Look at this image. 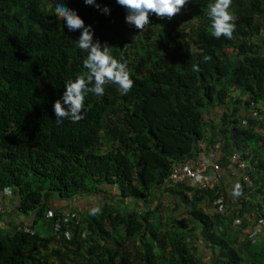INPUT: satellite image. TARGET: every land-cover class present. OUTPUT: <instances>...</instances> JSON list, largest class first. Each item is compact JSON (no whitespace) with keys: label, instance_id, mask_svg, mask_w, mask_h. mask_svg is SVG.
I'll use <instances>...</instances> for the list:
<instances>
[{"label":"trees","instance_id":"1","mask_svg":"<svg viewBox=\"0 0 264 264\" xmlns=\"http://www.w3.org/2000/svg\"><path fill=\"white\" fill-rule=\"evenodd\" d=\"M65 2L128 61L133 84L124 94L106 84L86 96L80 120L57 122L52 102L85 71L79 30L64 27L56 0H0V264H264V235L245 232L244 218L227 229L236 211L264 218L262 121L249 111L264 100V0H232L231 39L210 35L211 0L152 14L142 31L115 0H96L109 15ZM202 138L221 143L222 165L239 151L252 186L230 177L164 188ZM87 198L96 206L63 219L65 205Z\"/></svg>","mask_w":264,"mask_h":264},{"label":"clouds","instance_id":"2","mask_svg":"<svg viewBox=\"0 0 264 264\" xmlns=\"http://www.w3.org/2000/svg\"><path fill=\"white\" fill-rule=\"evenodd\" d=\"M82 2L104 15L110 13L107 4L101 6L96 0ZM187 2L188 0H115V3L125 10L124 22L139 31L150 23L149 16L152 14L171 18L179 13ZM231 3L232 0H211L207 4L212 37L220 38L223 35L225 39H231L235 27ZM53 11L56 16L62 18L63 25L69 32L79 30V35L74 41L81 52H86L81 61L85 71L66 81L62 93L52 102V111L57 122L64 118L75 122L80 120L86 111L84 101L89 93L103 95L104 85L111 83L118 86L120 93L124 94L132 87L133 81L129 78L128 61L123 56L111 55L106 42L94 39L92 26L85 24L77 11L67 6L65 0H56ZM203 59L207 60L208 57ZM192 69L198 70L197 65L193 64ZM9 191L8 187L3 188L5 194ZM91 211L94 213L96 209Z\"/></svg>","mask_w":264,"mask_h":264},{"label":"built area","instance_id":"3","mask_svg":"<svg viewBox=\"0 0 264 264\" xmlns=\"http://www.w3.org/2000/svg\"><path fill=\"white\" fill-rule=\"evenodd\" d=\"M253 103V102H252ZM251 115L257 116L262 123L255 125L254 130L262 137H264V100L255 102L249 109ZM260 111V113H258ZM204 121L209 124V121H215V113L213 111H206L204 113ZM208 130V128H207ZM212 138V135L209 136ZM196 150L194 156L174 163L168 177L163 181L162 186L172 187L175 184L187 183L189 186L197 189L215 188L219 181L226 176L228 178L239 179L247 185L252 186V180L249 175L248 163L246 158L237 150H233L228 156L227 162L222 165L219 162L220 157L224 154L221 143L210 145L209 140L202 138L196 143ZM220 155V156H218ZM221 199L217 200L220 202ZM224 209H221V213ZM244 218L248 221L245 227V232L249 229L258 227L253 234L260 230L264 232V218H256V211L250 210L244 212L242 216L236 211L233 217V222L228 226V230L233 231L236 224H240L241 219ZM264 235V234H263Z\"/></svg>","mask_w":264,"mask_h":264},{"label":"rangeland","instance_id":"4","mask_svg":"<svg viewBox=\"0 0 264 264\" xmlns=\"http://www.w3.org/2000/svg\"><path fill=\"white\" fill-rule=\"evenodd\" d=\"M113 195V194H112ZM106 197H109V196H106ZM110 199H112V198H110ZM73 200V199H72ZM87 200L89 201L88 203H86V200L84 201H77V200H73V202H71L70 204H67V205H65L62 209H61V212H63L64 213V216H63V219H65L67 216H71V215H73L75 218H77L78 217V215L82 212V213H84L86 210H87V208L88 209H91V207L92 206H96V202L95 201H91L90 199H88L87 198ZM6 201V200H5ZM69 202V201H68ZM79 202V203H78ZM117 202L118 203H120V205H122V204H125V205H129V207H130V209H134V208H136V209H138V210H140L141 208H142V203H140V202H135V201H132L131 203H129V201H120V200H117ZM5 203L4 202H1V207H3V205H4ZM56 204V203H55ZM57 204H60V203H57ZM71 208H75V209H77L78 208V210L79 211H77V212H75V213H73V210L72 211H70V209ZM53 209V208H52ZM81 213V214H82ZM0 223L2 224V220H0ZM263 234H264V232H263V230H260V231H258L257 233H255V234H253V236H254V238L257 240V241H259V240H261L262 239V237H263ZM157 249V248H156ZM154 250V251H158V250ZM203 250V249H202ZM201 251V250H200ZM201 253V252H200Z\"/></svg>","mask_w":264,"mask_h":264},{"label":"crops","instance_id":"5","mask_svg":"<svg viewBox=\"0 0 264 264\" xmlns=\"http://www.w3.org/2000/svg\"><path fill=\"white\" fill-rule=\"evenodd\" d=\"M226 179H229L228 177H226V176H224V178H223V180H226ZM227 191H229L230 189L229 188H227L226 189ZM229 192H231V191H229ZM253 229H254V232L256 231V229H258V227L255 225V227H253Z\"/></svg>","mask_w":264,"mask_h":264}]
</instances>
